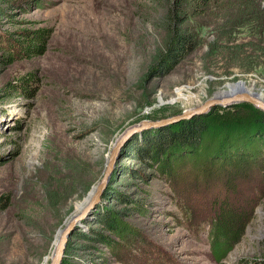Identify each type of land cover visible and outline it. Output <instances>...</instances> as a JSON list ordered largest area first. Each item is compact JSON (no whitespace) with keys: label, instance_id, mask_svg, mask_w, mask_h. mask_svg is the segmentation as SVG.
Instances as JSON below:
<instances>
[{"label":"rangeland","instance_id":"1","mask_svg":"<svg viewBox=\"0 0 264 264\" xmlns=\"http://www.w3.org/2000/svg\"><path fill=\"white\" fill-rule=\"evenodd\" d=\"M224 1L183 22L195 46L162 71L150 58L163 34V0H0V264H49L59 231L128 125L190 110L229 85L243 83L264 100V55L249 54L247 24L218 25ZM40 27L48 28L41 53L7 59L19 30ZM229 28V38L214 42L225 51L211 50L216 32ZM28 75L33 80L18 81ZM262 113L236 101L192 114L205 115L206 129L191 149L173 145L162 168L143 162L142 132H133L101 198L70 229L58 264H257ZM218 200L236 204L244 221L217 257L207 229L192 225ZM188 209L193 223L185 221ZM104 216L115 230L100 222Z\"/></svg>","mask_w":264,"mask_h":264},{"label":"trees","instance_id":"2","mask_svg":"<svg viewBox=\"0 0 264 264\" xmlns=\"http://www.w3.org/2000/svg\"><path fill=\"white\" fill-rule=\"evenodd\" d=\"M163 1L166 6L163 14L159 17L161 22L160 25L163 27V34L157 48H155L150 58V61L154 62L153 66L160 65L161 70L166 71L177 61L185 57V55H187L195 46L194 37L192 33L186 31L182 26L183 22L195 14H203L206 12L211 7V3H213L214 0ZM224 3L226 5L222 12H218L220 13L218 15H220L222 19L218 25H221L222 27H230L234 24H247L251 36L248 45L249 54L257 52L264 55V0H225ZM229 31L230 28L225 30V33L222 34L216 32V39L211 43L210 49L215 50L218 48L220 51H225L226 46L224 43L218 44L214 42H216L217 39H224L225 41L226 38H229ZM19 32L21 33L20 37L11 39L10 46L5 55L7 59H11L18 54L19 56L24 57L35 53H41L44 50V39L48 32V28L40 27L30 30L23 29L19 30ZM221 48L224 50H221ZM26 77L27 79L33 80V77L28 75L25 77L21 76L18 81H22L23 78ZM16 90H18V93L25 92L24 89L20 88H17ZM204 116L205 115L192 116L188 119L179 120L172 125L143 130L140 136L145 143L142 149L144 156L143 162H145L146 159H150L155 161V167L162 168L164 166V158H161V156L171 154L173 152L172 146L176 143L180 145V147L188 145L191 149L194 144H197L201 132L207 127L205 121H203ZM262 116V120L264 121L263 113ZM224 202L225 201H219L216 205H213V208L210 207V204V208L208 207L207 213H205V215L208 214V219L200 220L196 225H192L194 228H197L198 226L201 230L207 229L206 236H209L207 240L208 245L217 257L227 248L230 239L229 232H232L234 225H236L239 220H243V212L238 209L236 204H232L231 202L226 204L225 202L226 205L224 204V207ZM0 203H2V199H0ZM229 204L231 205L227 208V205ZM194 207L197 208L198 205L195 204ZM230 207L234 210L230 211ZM193 211L192 209L186 211L184 216L185 221H192L193 223V220L197 219L193 217ZM99 220L104 223L106 229L110 231L115 230V224H113L107 216H104L102 219L100 217ZM243 221H241V223H243ZM95 236L102 240L106 239L104 235L99 234L98 232ZM257 262V264H264V258Z\"/></svg>","mask_w":264,"mask_h":264},{"label":"water","instance_id":"3","mask_svg":"<svg viewBox=\"0 0 264 264\" xmlns=\"http://www.w3.org/2000/svg\"><path fill=\"white\" fill-rule=\"evenodd\" d=\"M236 101H247L252 103L254 106L258 107L259 109L264 111V100L257 99L250 95L244 93H233L229 95H225L223 97H208L203 102H201L198 106L191 108L190 110H184L179 114H172L167 117H161L159 119H142L136 124L128 125L127 128L122 131L119 140L112 146V149L107 157V161L104 165L103 172L98 179L95 188H93L92 194L90 195L89 199L85 203V205L75 213H72L69 218L65 221L64 226L59 232L58 239L54 244L53 250L51 252L50 262L49 264H58L59 259L62 255V249L66 242L68 233L70 229L75 225L77 221L84 215L85 211L88 210L94 203L99 200V195L102 191V188L105 186V182L107 179V175L110 172L112 167L113 161L115 160V156L118 150L117 144L121 141V136H125L126 134L130 135L133 132H139L140 130L150 128V127H157L161 125L168 124L170 122L176 121L180 118L191 116L192 114L196 113H204L208 110L210 106L213 105H229Z\"/></svg>","mask_w":264,"mask_h":264},{"label":"bare ground","instance_id":"4","mask_svg":"<svg viewBox=\"0 0 264 264\" xmlns=\"http://www.w3.org/2000/svg\"><path fill=\"white\" fill-rule=\"evenodd\" d=\"M238 83V82H237ZM236 83V84H237ZM231 92H234V93H244V94H247V95H250V96H252V97H255V98H257V99H261L262 100V94L261 95H258V94H253V93H251L250 91H248L247 90V88H246V86L243 84V83H240V84H237V86L235 87V86H227V90H223V91H220V92H218V93H216L215 94V96H213V97H223V96H225V95H229V93L231 94ZM247 102V101H246ZM231 105V104H230ZM190 117H192V116H188V117H184V118H180V119H178V120H176V121H173V122H170V123H168V124H165V125H161V126H157V127H153V128H160V127H163V126H166V125H169V124H173V123H176L177 121H179V120H183V119H188V118H190ZM146 129H148V128H146ZM143 130H141V131H139V132H142ZM133 133H131L130 135H132ZM130 135H128V134H126L125 136H121V141L117 144V146H118V150H117V153H116V156H115V158L117 159V157H118V154L120 153V150H121V148H122V146H123V143H125V141H126V139H128L129 137H130ZM120 138V137H119ZM119 140V139H118ZM117 140V141H118ZM116 141V142H117ZM110 175H111V171L108 173V175H107V179H106V182H108L109 181V178H110ZM105 182V183H106ZM104 189L105 188H102V191H101V193L104 191ZM93 191V190H92ZM101 193H100V195H99V199L101 198L100 196H101ZM92 194V192L91 193H89L88 194V196H87V198L82 202V204H80L79 206H78V208H82L84 205H85V203L87 202V200L89 199V197H90V195ZM80 208V209H81ZM79 209V210H80ZM89 210V209H88ZM88 210H86L85 211V213H84V215L80 218V219H82L83 217H85V214L87 215V213H88ZM79 219V220H80ZM60 232V231H59ZM58 236H59V233H58ZM58 236H57V239H58ZM57 239H56V241H57ZM56 243V242H55ZM62 256V255H61ZM61 259H62V257H60V259H59V261H61Z\"/></svg>","mask_w":264,"mask_h":264}]
</instances>
